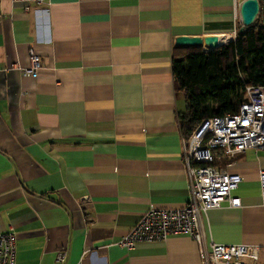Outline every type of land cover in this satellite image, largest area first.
<instances>
[{
	"label": "crops",
	"instance_id": "crops-1",
	"mask_svg": "<svg viewBox=\"0 0 264 264\" xmlns=\"http://www.w3.org/2000/svg\"><path fill=\"white\" fill-rule=\"evenodd\" d=\"M243 2L0 0V232L14 228L17 264H57L65 246L63 264H203L190 235L131 249L119 240L148 210L188 201L173 58L198 46L176 38L235 39ZM255 21L264 25V2ZM32 46L37 77L22 71ZM229 160L240 205L202 212L206 245L262 253L264 151Z\"/></svg>",
	"mask_w": 264,
	"mask_h": 264
},
{
	"label": "built area",
	"instance_id": "built-area-1",
	"mask_svg": "<svg viewBox=\"0 0 264 264\" xmlns=\"http://www.w3.org/2000/svg\"><path fill=\"white\" fill-rule=\"evenodd\" d=\"M12 1L49 3V0ZM258 1L260 5L264 2ZM43 67L42 57L35 47H30L29 65L22 69L23 73L37 77ZM246 97L237 112L205 119L185 138V162L190 185L185 205L148 210L122 236L119 245L131 249L140 242L162 241L171 235L184 234L196 240L203 264H258L261 255L258 245L212 242L208 248L201 220L203 211L220 207L225 201L233 206L240 205V199L232 196L231 192L239 187L243 177L230 168L233 161H223L249 149L264 151V85L248 86ZM215 161L221 163L214 164ZM259 183L264 203V170L259 172ZM83 199L85 201L87 197ZM68 255L69 246L59 249L56 263H65ZM0 264H17L13 227L0 232Z\"/></svg>",
	"mask_w": 264,
	"mask_h": 264
},
{
	"label": "trees",
	"instance_id": "trees-1",
	"mask_svg": "<svg viewBox=\"0 0 264 264\" xmlns=\"http://www.w3.org/2000/svg\"><path fill=\"white\" fill-rule=\"evenodd\" d=\"M173 74L176 90L186 99L180 125L188 138L205 119L237 112L248 86L264 85V25L255 21L216 49L176 50Z\"/></svg>",
	"mask_w": 264,
	"mask_h": 264
},
{
	"label": "water",
	"instance_id": "water-1",
	"mask_svg": "<svg viewBox=\"0 0 264 264\" xmlns=\"http://www.w3.org/2000/svg\"><path fill=\"white\" fill-rule=\"evenodd\" d=\"M241 19L243 22V27L240 31H244V27L252 25L260 11V3L258 0H244L241 5ZM231 40H227L229 42ZM176 44L178 45H194L206 47L209 50L216 49L221 45L225 44V41H222V35H208L205 37L201 36H188L181 35L176 38Z\"/></svg>",
	"mask_w": 264,
	"mask_h": 264
},
{
	"label": "rangeland",
	"instance_id": "rangeland-1",
	"mask_svg": "<svg viewBox=\"0 0 264 264\" xmlns=\"http://www.w3.org/2000/svg\"><path fill=\"white\" fill-rule=\"evenodd\" d=\"M198 47L201 48L200 45ZM260 264H264V252L261 253Z\"/></svg>",
	"mask_w": 264,
	"mask_h": 264
}]
</instances>
